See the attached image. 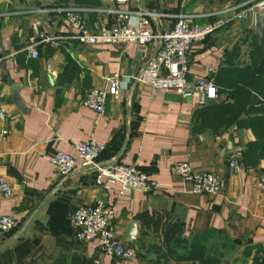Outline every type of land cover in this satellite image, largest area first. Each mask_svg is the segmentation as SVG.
<instances>
[{"label":"crops","instance_id":"obj_1","mask_svg":"<svg viewBox=\"0 0 264 264\" xmlns=\"http://www.w3.org/2000/svg\"><path fill=\"white\" fill-rule=\"evenodd\" d=\"M232 5L211 12L204 4L193 8L190 0H130V13L123 15V8L110 0H98L91 7H80L74 0H0V103L8 110L10 130L0 136V178L14 191L9 198L0 193V216L13 215L17 221L11 232L0 234V264H70L73 254L92 258L95 264H155L154 256L119 262L104 256L96 242L76 239L70 216L96 199L114 208L120 239L136 251L138 240L159 242L152 228L144 235L137 217L159 216L182 224L189 239L226 234L236 248L224 264H253L255 253L264 251V193L256 184L264 173V159L257 156L256 133L237 123L218 121L210 127L206 115L225 99L220 93L212 102L199 94L185 100L136 83L134 78L158 49L157 41L145 51L131 44L82 46L68 38L66 15L57 11L74 8L94 32L142 20L167 32L181 14L199 24L219 23L189 56L190 79H195L210 66L218 72L225 54L255 30L250 19L236 20ZM37 20L48 40L38 44L40 57L32 59L25 47ZM111 78L117 79L120 90L108 96L105 115L84 107L85 95L107 87ZM91 140L106 145L104 163H137L160 189L122 193L112 185L104 191L95 185V173L81 167L61 180L50 156L61 151L79 162L75 145ZM232 153L240 156L242 165L235 173L228 168ZM179 161L219 172L227 181L223 193H191L172 170ZM219 243L209 239L207 244Z\"/></svg>","mask_w":264,"mask_h":264},{"label":"built area","instance_id":"obj_2","mask_svg":"<svg viewBox=\"0 0 264 264\" xmlns=\"http://www.w3.org/2000/svg\"><path fill=\"white\" fill-rule=\"evenodd\" d=\"M115 1L123 9L124 14L130 13V0ZM186 2L187 0H180ZM243 9L236 14V20L250 19L255 26L257 14L264 11V0H252L243 5ZM58 12L66 15L72 39L82 46L104 45H136L143 51L155 41L159 46L156 52L148 58L144 70L134 78L135 82L152 92L164 94L175 93L185 100L199 94L204 101H216L219 98L218 88L214 81L217 71L215 67H207L205 73L195 79H190L191 66L189 56L196 44H202L220 27L219 23L199 24L186 15H179L173 28L167 32H158L148 26L145 21L137 24H119L111 29H101L94 32L86 25L84 18L74 8L58 7ZM237 11V7L233 8ZM48 13L47 11H42ZM121 17L122 14H121ZM41 21L33 23L34 36L30 38L25 51L32 59L40 57L37 46L47 41V37L40 31ZM48 72L54 73L48 66ZM105 88H93L82 100V105L98 115L106 113L108 96H117L120 85L117 79H109ZM8 110L0 103V136H8ZM78 160L70 154L56 151L50 156V161L58 171L61 180H65L76 169L84 168L95 173V185L109 190L112 185L120 187L122 193L127 191L151 192L160 189L159 183L149 179L137 163L106 164L101 160L106 145L95 141L78 143L75 145ZM228 168L231 172H238L242 168L240 156L232 153L228 158ZM175 175L184 184L189 185L193 194L219 195L226 188V179L217 171H201L194 169L189 162L179 161L172 168ZM261 193H264V173L256 181ZM13 188L3 178H0V193L9 198L13 196ZM114 208L103 199H96L93 203L78 207L70 216L71 227L79 242H96L99 251L107 257L119 262H130L136 259V249L122 242L114 224ZM17 225L13 215L0 216V234L11 232Z\"/></svg>","mask_w":264,"mask_h":264},{"label":"trees","instance_id":"obj_3","mask_svg":"<svg viewBox=\"0 0 264 264\" xmlns=\"http://www.w3.org/2000/svg\"><path fill=\"white\" fill-rule=\"evenodd\" d=\"M97 1L74 0L80 7H91ZM215 84L225 99L209 109L207 123L210 127L219 121L251 128L260 140L257 156L264 159V34L260 35L257 29L250 30L246 39L225 54L215 75ZM137 219L144 235L150 228L159 233L158 243L138 240L136 253V257L141 259L154 256L157 258L155 264H224L226 257L236 248L235 243L222 232L218 235L215 232L204 233L189 239L183 225L178 222L163 221L159 216L154 220L146 216H138ZM209 239H217L220 243L208 245ZM217 246H223L220 253H212L211 247ZM250 254L251 249L244 253L247 257ZM70 264H95V261L73 254ZM253 264H264V251L255 253Z\"/></svg>","mask_w":264,"mask_h":264},{"label":"rangeland","instance_id":"obj_4","mask_svg":"<svg viewBox=\"0 0 264 264\" xmlns=\"http://www.w3.org/2000/svg\"><path fill=\"white\" fill-rule=\"evenodd\" d=\"M250 1H252V0H190V2H192L193 8H196L198 5L204 4L209 9V11H211V12L215 11L213 9L220 10V9L228 6L230 3L231 4L233 3L232 6L237 7V11H235L236 13L240 12L243 9L242 8L243 5L250 2ZM211 20H209V21H211ZM242 21H244V20H242ZM207 24H209V23H207ZM255 29H257V28L255 27ZM222 248H223V246L211 247V252L219 254L220 250H222ZM232 254L233 253H230V255H232ZM242 258L243 257H241L240 260H242ZM226 260H228V257H226L225 262H226ZM234 260H235V258H232L231 261H234ZM240 264H243V263L240 262Z\"/></svg>","mask_w":264,"mask_h":264},{"label":"water","instance_id":"obj_5","mask_svg":"<svg viewBox=\"0 0 264 264\" xmlns=\"http://www.w3.org/2000/svg\"><path fill=\"white\" fill-rule=\"evenodd\" d=\"M255 27L259 31L260 35L264 34V11L257 14V16L255 18ZM132 69H134V66ZM136 227H137L136 224L132 225V229L134 230V233H135V230H137Z\"/></svg>","mask_w":264,"mask_h":264}]
</instances>
